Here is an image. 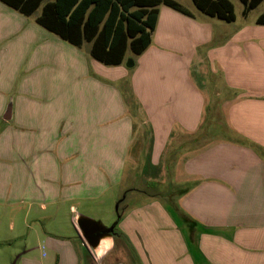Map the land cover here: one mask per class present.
Listing matches in <instances>:
<instances>
[{
  "label": "crops",
  "instance_id": "obj_1",
  "mask_svg": "<svg viewBox=\"0 0 264 264\" xmlns=\"http://www.w3.org/2000/svg\"><path fill=\"white\" fill-rule=\"evenodd\" d=\"M185 9L127 66L0 1V264H264V24ZM136 184L93 253L76 214Z\"/></svg>",
  "mask_w": 264,
  "mask_h": 264
},
{
  "label": "trees",
  "instance_id": "obj_2",
  "mask_svg": "<svg viewBox=\"0 0 264 264\" xmlns=\"http://www.w3.org/2000/svg\"><path fill=\"white\" fill-rule=\"evenodd\" d=\"M23 15L38 8L37 24L74 46L89 43L90 55L106 65L121 64L127 49L137 55L150 43L158 6L163 4L183 13L176 0H0ZM247 16L263 0H240ZM201 12L227 22L235 20L231 0H192ZM264 24V11L256 18Z\"/></svg>",
  "mask_w": 264,
  "mask_h": 264
},
{
  "label": "water",
  "instance_id": "obj_3",
  "mask_svg": "<svg viewBox=\"0 0 264 264\" xmlns=\"http://www.w3.org/2000/svg\"><path fill=\"white\" fill-rule=\"evenodd\" d=\"M132 63V60H128L126 65L131 66ZM141 193L145 194L146 196L155 197L158 199H164V197L169 194L161 193L154 188L138 187L136 184L134 187L121 191L116 197L113 203V214L110 220H108V217L105 215V213L101 215V211H105V209L100 210L97 217L87 216L79 212L76 214L75 225L93 253H95V249L98 247L102 239L109 240L110 242H124L126 240L124 233L120 228L122 213L125 205L132 198V196L137 194L141 195Z\"/></svg>",
  "mask_w": 264,
  "mask_h": 264
},
{
  "label": "rangeland",
  "instance_id": "obj_4",
  "mask_svg": "<svg viewBox=\"0 0 264 264\" xmlns=\"http://www.w3.org/2000/svg\"><path fill=\"white\" fill-rule=\"evenodd\" d=\"M178 1L180 4H182L183 7L190 9L191 11H198L197 8L195 7V5L193 4L192 0H176ZM231 2L233 3L234 6V12L236 14L237 20L235 22V27L238 26L241 23H252L254 25V20L255 18L264 10V0L258 4L255 8H253L252 10L249 11L248 15L245 17L242 15L241 11L243 8V4L240 0H231ZM40 12V8H38L36 10V12H34L29 19H33V17L38 14ZM222 20V19H221ZM225 23H227L226 21H224ZM223 22V23H224ZM258 30H264V25H258L256 26ZM254 26H251L250 29H254ZM87 43H84V47H86ZM135 54H133L130 49H127L126 54H125V61L124 64L126 65V62H128V60H132L134 58ZM204 76V75H202ZM207 78H211V75H206ZM127 104L129 105V110L131 112L135 111L136 109L133 107V103L132 101L129 102L127 101ZM133 109V111H132ZM135 115L136 113L133 112Z\"/></svg>",
  "mask_w": 264,
  "mask_h": 264
}]
</instances>
